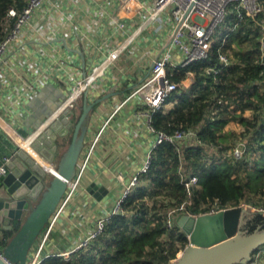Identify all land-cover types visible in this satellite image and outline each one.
Listing matches in <instances>:
<instances>
[{
  "label": "crops",
  "instance_id": "1",
  "mask_svg": "<svg viewBox=\"0 0 264 264\" xmlns=\"http://www.w3.org/2000/svg\"><path fill=\"white\" fill-rule=\"evenodd\" d=\"M142 1L145 8L127 13L118 0H45L0 62V163L23 146L11 129L32 139L73 96L81 104L86 94L93 103L86 140L109 118L47 235L45 252L59 254L94 229L95 219L119 195L118 175L127 179L152 143L145 118L137 114L139 96L129 95L166 47L174 18L168 8L154 12L153 0ZM227 48L233 54L237 46L229 39ZM91 183L104 190L94 195L87 189Z\"/></svg>",
  "mask_w": 264,
  "mask_h": 264
},
{
  "label": "trees",
  "instance_id": "2",
  "mask_svg": "<svg viewBox=\"0 0 264 264\" xmlns=\"http://www.w3.org/2000/svg\"><path fill=\"white\" fill-rule=\"evenodd\" d=\"M24 4L25 0H0V40L13 21V17L6 16L8 7L14 5L20 9ZM232 15L227 16L224 25ZM225 32L222 29L217 34L206 57L190 62L171 76L178 89L165 101L174 104L167 111L156 110L152 114L151 124L156 130L171 132L180 126L197 127L194 140L178 144L179 149L169 141L158 143L151 150L148 170L139 175L138 183L123 201L122 211L110 215L102 232L68 258L50 253L39 264H164L174 258L177 249L187 244L186 235L176 224L177 214L172 225H167L168 212L187 198L180 165L184 172L197 177V184L192 186V202L186 205L188 211L207 210L215 197L221 204L244 202L257 209L248 220V230L264 226V214L260 210L264 209V64L261 62L264 34L245 16L229 33L230 42L237 46V64L213 77L205 70L220 65L217 50ZM187 71L194 74L192 82L185 86L181 81ZM228 92L234 95L236 108L225 113L226 105L221 99ZM77 108L79 114L80 103ZM213 109L217 110L214 118ZM247 109L249 115L245 114ZM229 121L238 122L239 131L225 129ZM236 136L245 139L250 152L257 153L249 167L244 156L234 159L224 154L234 143L228 144L230 138ZM20 221L12 220V228L0 226L1 245L7 244ZM259 247L264 250V244ZM260 259H264V251L260 252Z\"/></svg>",
  "mask_w": 264,
  "mask_h": 264
},
{
  "label": "built area",
  "instance_id": "3",
  "mask_svg": "<svg viewBox=\"0 0 264 264\" xmlns=\"http://www.w3.org/2000/svg\"><path fill=\"white\" fill-rule=\"evenodd\" d=\"M45 0H25L22 8L18 9L14 5L8 7L6 16L13 17L11 27L0 40V62L4 57V53L8 46L15 42L24 24L28 21L32 13L39 8ZM122 6L126 7V12L130 13L132 10L145 8L142 0H118ZM169 9L174 18V27L179 23L175 29L170 43L152 60L147 75L133 88L129 96L138 95L139 106L137 114L143 116L146 120V126L153 135V140L150 148L141 160L137 169L127 178L124 179L120 174L118 179L122 184L118 197L114 200L111 208L99 214L95 219L94 229L88 232L85 236L79 239L76 244L72 245L67 250L59 253L64 258H68L73 251H77L82 247L87 246L92 242L101 232L107 223L112 213H119L122 211V204L125 198L130 194L133 187L138 183L139 175L148 170L151 158V150L162 141H169L176 146L180 143H189L193 141L197 127L174 128L171 132L163 130H156L151 124L152 114L156 110H165L166 98L178 89V83L175 82L171 76L178 73L180 68L187 66L190 62L206 57L210 50L213 40L222 29L226 32L223 34L220 44L218 46V59L219 66H208L206 74H211L213 77L218 72H222L226 67L233 65L230 54L227 51L229 44V33L236 29L237 26L243 21L245 16H249L253 23L258 25L264 34V0H153L151 9L154 12L163 9ZM186 15L183 17L185 12ZM233 14L226 25L225 21L229 14ZM261 14V16H260ZM262 54H264V38L261 39ZM264 64V58L261 59ZM193 72L187 71L189 81L185 82L183 79L181 83L185 86L189 85L193 79ZM87 80L80 82L78 87L85 88ZM74 88L70 90L73 91ZM231 93H227L221 99L226 105L225 113L234 110L235 102L234 95L232 98ZM73 103V102H72ZM212 118L215 117L217 110H211ZM109 118L104 120L102 125L86 140L76 163L75 174L71 179L66 180V188L55 210L52 212L48 221L43 228L45 230L43 237L34 241L31 246L25 264H39L41 259L49 252L44 251L45 241L47 235L57 218L60 210L66 205L72 192L79 184L80 179L87 168L89 158L98 144L104 126L107 124ZM197 143V141L195 142ZM179 149V147L177 146ZM209 150H211L209 148ZM248 150L246 141L238 139L225 151V155L232 156L234 159L242 158ZM9 155H3L0 163V176H3L7 171L6 162L9 160ZM179 173L181 181L187 191V198L182 201L179 206L170 210L167 214V225H172V219L176 214L183 212L197 215L202 212H191L186 209V205L192 202V186L197 184V177L195 174H188L184 172V167L179 166ZM239 205L245 206L241 202ZM233 205L221 204L218 198H214L210 203L207 210L203 212H216L218 210L230 207ZM263 211L264 209H261ZM264 251V250H263ZM261 252V247L255 250L248 264L258 263V257ZM0 259L5 264H17L15 261L9 259L4 254V245L0 244ZM260 259L259 261H261Z\"/></svg>",
  "mask_w": 264,
  "mask_h": 264
},
{
  "label": "water",
  "instance_id": "4",
  "mask_svg": "<svg viewBox=\"0 0 264 264\" xmlns=\"http://www.w3.org/2000/svg\"><path fill=\"white\" fill-rule=\"evenodd\" d=\"M178 25L163 47L170 43ZM76 100L73 96L70 104L29 140L30 149L37 155L18 146L6 162L8 171L0 184V226L12 228V220H21L4 246V254L17 264L26 263L31 246L63 196L66 180L75 174L93 108L84 94L78 118L74 119L72 102ZM70 131L60 154L58 143ZM40 158L48 163L57 160L52 165L54 171L48 170ZM87 189L97 196L104 190L93 183ZM248 209L237 204L212 213L178 214L175 221L186 235L187 244L164 264H248L254 250L264 244V226L258 225L249 233L242 230ZM0 264L5 263L0 259Z\"/></svg>",
  "mask_w": 264,
  "mask_h": 264
},
{
  "label": "rangeland",
  "instance_id": "5",
  "mask_svg": "<svg viewBox=\"0 0 264 264\" xmlns=\"http://www.w3.org/2000/svg\"><path fill=\"white\" fill-rule=\"evenodd\" d=\"M231 51H232V47H231ZM230 54V58L232 59V61H233V63H234V65L235 64H237V61H236V52H235V49H234V52H233V54H231V53H229ZM185 82H188L189 81V77H187V78H185V80H184ZM78 102H80V101H78ZM78 105H79V103H77ZM170 104V103H169ZM171 104H173V103H171ZM78 105H77V107H78ZM76 107V110L78 109ZM245 114L246 115H249L250 114V111L247 109V110H245ZM224 128L226 129V128H232V129H240L241 128V125L238 123V122H236V121H229L225 126H224ZM239 131V130H238ZM239 138H241V137H238V136H236V137H231L230 138V140H229V142H228V144H231V143H233V142H235L236 140H238ZM236 139V140H235ZM243 139V138H242ZM245 140V139H244ZM229 147V146H228ZM228 147L224 150V154H226L225 153V151L228 149ZM211 150H209V152H210ZM244 157H245V159H247V167H249V166H251L252 165V163L254 162V159L257 157V153L256 152H250V149L248 150V152L244 155ZM243 158V157H242ZM53 163H55V161L53 162ZM52 165H54V164H52ZM244 203V202H243ZM244 207H246V208H249L248 209V211L246 212V214H245V216H244V223H243V228H242V230L243 231H245V233H249L250 231L248 230V228H247V223H248V220H250V219H252L253 217H254V215H255V212L257 211V209L253 206V205H249V204H247V203H245V206ZM263 212V214H264V210L262 211ZM44 232H45V230L43 229L42 231H41V233H40V235H39V238L41 239L42 237H43V235H44ZM183 248L182 247H179L178 249H177V251H176V254L178 253H180V251L182 250ZM176 254H175V256H176ZM257 264H264V259H262L260 262H258Z\"/></svg>",
  "mask_w": 264,
  "mask_h": 264
},
{
  "label": "bare ground",
  "instance_id": "6",
  "mask_svg": "<svg viewBox=\"0 0 264 264\" xmlns=\"http://www.w3.org/2000/svg\"><path fill=\"white\" fill-rule=\"evenodd\" d=\"M78 92V89H75L74 91H73V93L72 94H75V93H77ZM13 136H14V138L18 141V142H20L23 146H26L27 148H29L30 149V147H29V145H28V142H29V138H27V139H25V140H23L22 138H20L14 131H12V129L9 131ZM30 150H32V149H30ZM32 152L35 154V152L32 150ZM35 155H37V154H35ZM40 160L43 162V160L40 158ZM43 164L47 167V168H49L50 170H52V171H54V169H53V167L46 161V162H43Z\"/></svg>",
  "mask_w": 264,
  "mask_h": 264
},
{
  "label": "flooded vegetation",
  "instance_id": "7",
  "mask_svg": "<svg viewBox=\"0 0 264 264\" xmlns=\"http://www.w3.org/2000/svg\"><path fill=\"white\" fill-rule=\"evenodd\" d=\"M77 103V102H76ZM76 103H72V107L73 108H75V106H76ZM77 111V112H76ZM75 114H74V119H77L78 117H77V115H78V109L76 110V108H75ZM75 121V120H74ZM70 135H71V131L67 134V136L66 137H63L62 139H61V141L58 143V152H60V154H61V152L64 150V148H65V146H66V144L68 143V141H69V138H70ZM83 145H84V143H83Z\"/></svg>",
  "mask_w": 264,
  "mask_h": 264
}]
</instances>
